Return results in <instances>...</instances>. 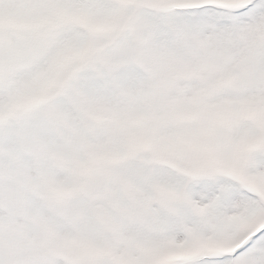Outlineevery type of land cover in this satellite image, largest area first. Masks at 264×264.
Wrapping results in <instances>:
<instances>
[{"label":"snow or ice","instance_id":"snow-or-ice-1","mask_svg":"<svg viewBox=\"0 0 264 264\" xmlns=\"http://www.w3.org/2000/svg\"><path fill=\"white\" fill-rule=\"evenodd\" d=\"M0 264H264V0H0Z\"/></svg>","mask_w":264,"mask_h":264}]
</instances>
